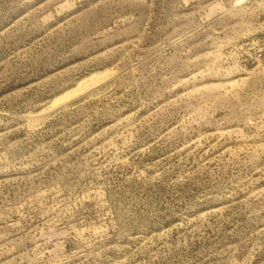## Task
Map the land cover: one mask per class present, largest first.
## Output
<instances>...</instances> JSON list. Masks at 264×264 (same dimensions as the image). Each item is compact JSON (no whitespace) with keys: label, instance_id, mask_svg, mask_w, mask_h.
<instances>
[{"label":"rangeland","instance_id":"rangeland-1","mask_svg":"<svg viewBox=\"0 0 264 264\" xmlns=\"http://www.w3.org/2000/svg\"><path fill=\"white\" fill-rule=\"evenodd\" d=\"M0 264H264V0H0Z\"/></svg>","mask_w":264,"mask_h":264},{"label":"bare ground","instance_id":"bare-ground-1","mask_svg":"<svg viewBox=\"0 0 264 264\" xmlns=\"http://www.w3.org/2000/svg\"><path fill=\"white\" fill-rule=\"evenodd\" d=\"M98 73L91 74L90 76L83 78L80 80L74 90H70L66 93H64L61 96H58L53 102L54 104H58L62 102L64 99L69 98L71 95H73L74 92H83L87 89L95 88L94 86L97 85V83L102 79ZM84 95V94H83ZM66 102V101H65Z\"/></svg>","mask_w":264,"mask_h":264}]
</instances>
